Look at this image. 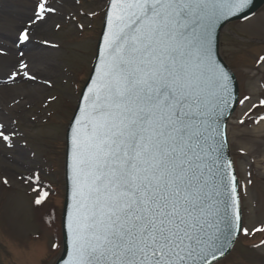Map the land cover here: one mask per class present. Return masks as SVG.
Segmentation results:
<instances>
[{"label": "snow or ice", "instance_id": "1", "mask_svg": "<svg viewBox=\"0 0 264 264\" xmlns=\"http://www.w3.org/2000/svg\"><path fill=\"white\" fill-rule=\"evenodd\" d=\"M250 4L112 0L100 71L70 140L68 264H219L243 231L238 183L222 162L229 76L211 39L221 16ZM36 9L30 24L56 11L47 0ZM31 39L26 26L16 43ZM11 135L0 125V138Z\"/></svg>", "mask_w": 264, "mask_h": 264}, {"label": "rangeland", "instance_id": "2", "mask_svg": "<svg viewBox=\"0 0 264 264\" xmlns=\"http://www.w3.org/2000/svg\"><path fill=\"white\" fill-rule=\"evenodd\" d=\"M37 2L0 0V40L10 36L16 42L26 26L32 34ZM107 2L47 0L56 11L34 34L47 45L22 60L33 62L30 76L39 69V83L23 93L11 90L0 103V123L12 133L9 141L0 138V264H54L61 253L65 132L90 73ZM221 43L222 57L240 85L228 136L241 182L243 231L219 264H264V8L250 20L230 24ZM0 51V78H9L13 69L6 71L1 44ZM43 191L49 200L34 205Z\"/></svg>", "mask_w": 264, "mask_h": 264}, {"label": "water", "instance_id": "3", "mask_svg": "<svg viewBox=\"0 0 264 264\" xmlns=\"http://www.w3.org/2000/svg\"><path fill=\"white\" fill-rule=\"evenodd\" d=\"M111 3H112V0H110V3L108 5L106 18H105V22H104V27H103L101 39H100L99 45H98L97 58H96V61H95L94 67H93L92 74H91L86 86L84 87V90H83L81 97H80V100H79L78 107L76 109V112H75L73 119H72V121L68 127V130H67L66 165H65L66 182H67V188H66L67 193L66 194L67 195H66L65 209H64V214H63V224H62L64 248H63L62 257H61L60 261L58 262V264H68V261L72 257V251H73L71 232L69 231V229L67 227L68 217L71 214V210H72V199H71V188H70V175H71V172H70V164H71V143H70V140H71L73 129L75 127L74 121L81 117V114H82L81 110L85 107V98L88 97V95H89L88 89H89V87H91V82L97 79V75L100 71V57L104 51L103 41L109 35L108 25H109V18L111 17ZM263 4H264V0H251V4L248 6L247 10H245V11H243L237 15L221 16L217 20L215 27L212 30L211 47H212L213 59L221 66V68H223V70L229 76L228 94H230V95H229V99H228V104H227V107L222 111V113L220 115V119H219L221 133L224 136V140H225L224 145H223V150H222V162L225 165H227L229 162L231 163V168L229 169V171L231 172L232 175L235 176V178H236V174H235V169H234V166H233L232 160L230 158V154H229V145H228L226 130H227L228 121H229L230 117L232 116V114L234 113V111L238 105L239 90H238V84H237L236 78L229 71V69L227 68L223 59L220 56V51H219L220 35H221L222 30L224 29V27L227 24H229L230 22H233V21L242 20V19H246V18L250 17ZM236 181H237V178H236ZM237 191H238V189H237ZM229 205H231V201H229ZM238 209H239V212L241 214L239 193H238ZM232 213H233V208L231 206H229L228 216L231 217ZM240 223H241V219H240ZM239 233L240 232L234 233L230 237L229 248L226 250L225 256L230 253L231 249L234 246V243H235L237 237L239 236ZM221 258H223V257H220V259Z\"/></svg>", "mask_w": 264, "mask_h": 264}, {"label": "bare ground", "instance_id": "4", "mask_svg": "<svg viewBox=\"0 0 264 264\" xmlns=\"http://www.w3.org/2000/svg\"><path fill=\"white\" fill-rule=\"evenodd\" d=\"M5 10L6 9H4V11ZM24 16H28V15H24ZM20 21H22V20L20 19ZM38 29H39L38 25L37 26H33L32 35H31L32 38H35L34 34L35 33L37 34ZM3 38L4 39L6 38V39L10 40V43L13 46V49H12L11 46L9 47V45H11L10 43H9L8 46H6L4 43H2V45H5L3 50H4V53H5L4 65L6 67V71L9 68L13 69L12 74H15V77L13 78V75L11 76V78H10L12 80L11 82H8L9 80H8L7 77L3 78V79H0L1 82L2 81L5 82L3 85H0V103L1 104H3V102H2L3 98L7 100L10 97L11 90L15 91L17 93L18 92L19 93H23V92L27 91L26 90L27 88L34 87L37 83H39V79H37V77H38L37 74L39 73V69H37V67L34 68L36 70V72L32 74V76L36 77V78L28 80L25 77V75H24L30 69L29 67H32L33 62L30 63V66L27 67L28 69H26L25 71H23L22 69L18 68L20 66L19 60L21 58L23 59V58H25L27 56H33L31 54L35 53V46L37 44L34 42V44H31V46H30L31 42L27 43L28 45L26 44V46H25L26 50L23 51L22 54H18L17 52H18V50L20 48L18 46L16 47V43H13L12 37L5 36ZM20 47H22V46H20ZM0 117H1V115H0ZM2 120H3V117H2Z\"/></svg>", "mask_w": 264, "mask_h": 264}]
</instances>
